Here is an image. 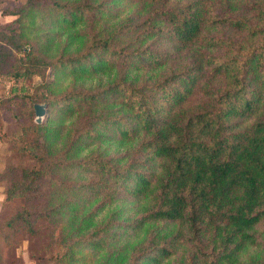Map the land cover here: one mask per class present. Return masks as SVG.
<instances>
[{
  "label": "trees",
  "instance_id": "1",
  "mask_svg": "<svg viewBox=\"0 0 264 264\" xmlns=\"http://www.w3.org/2000/svg\"><path fill=\"white\" fill-rule=\"evenodd\" d=\"M55 1L66 36L58 58L36 55L19 28L1 26L0 63L10 68L0 78L32 108L57 102L61 125L81 105L90 115L80 130L31 122L8 141L39 166L5 169L4 201H23L5 226L35 237L37 221L50 223L56 264H264V0L253 20L216 13L215 0H127L142 5L143 24L112 26L86 47L74 32L82 8ZM107 9L99 17L115 20ZM124 29L134 33L127 52L114 41ZM224 29L235 34L214 35ZM49 69L98 88L57 98ZM98 198L130 200L131 219L122 222L121 209L96 222ZM124 231L136 241L120 242Z\"/></svg>",
  "mask_w": 264,
  "mask_h": 264
},
{
  "label": "rangeland",
  "instance_id": "2",
  "mask_svg": "<svg viewBox=\"0 0 264 264\" xmlns=\"http://www.w3.org/2000/svg\"><path fill=\"white\" fill-rule=\"evenodd\" d=\"M28 1L29 0H0V27L11 25L8 27L9 30L5 31L7 34H9L10 30L19 32V28L20 31L25 34L23 40H26V45L29 44V49L33 48L36 55L45 57L46 59L48 58L49 60L58 58L61 50L65 46L64 39H66V36H62L57 30L55 19L58 11L52 8V2H54V0H40L38 3H34V5L29 4ZM257 1L259 0H215L213 5L216 7V13L221 15L228 14L231 17L245 16L253 20L255 14L254 5ZM55 2H59L66 7L78 6L82 8V19L76 24L74 29V32H78L77 35H80L83 39L82 47L88 45L86 41L90 43L93 38H96L95 40L102 38L103 35L101 34H105L106 31L108 32L109 28L112 26L128 22L131 23L132 26L137 25L139 27L140 24H143L142 21L146 19V15L144 14L145 11L139 12L142 5L137 6L134 2H129L127 0H118L116 3L107 5L109 6V10L105 5V2H108V0H58ZM106 9L108 12L111 11L114 14L115 20L99 17L100 12L106 11ZM17 20L19 21L17 22ZM138 27L135 28V32H138ZM234 34V32L227 29L214 32V35H223L224 37L233 36ZM133 35V32L127 34V30L124 29L121 34L115 37L114 41L117 42L121 50L127 52L130 50L128 44H132ZM236 35L237 36L234 37L235 39L241 38L239 34ZM159 48L164 52L167 50V45L162 43ZM24 49H26V46ZM175 57L176 56L172 55L168 58L173 60ZM10 62H12V60ZM174 63H176V61H174ZM0 67L5 70V73L10 68L6 63H0ZM61 71L62 70H60V72ZM63 71L66 72L65 70ZM45 77V82L52 83L50 86L52 96L57 98L62 97L66 92L76 91L78 89L82 90L87 88L94 90L98 88L93 81L87 82L85 87L81 89L77 84L66 81L62 74H59L58 77L55 78L52 69L46 72ZM41 82L39 78L35 77L32 80V85L38 86ZM23 84L27 86V82ZM9 86L10 81L7 80L6 77H1L0 105L2 103L1 100L6 101V103L4 106L0 107V264H56L57 256L54 254L55 249L53 248L52 251L51 249L49 250L50 241L48 240V235L51 227L50 223L47 224V222L43 220L37 221L34 227L38 229V235L35 237H31L23 229L13 230L5 226V223L10 217L23 205L22 199L19 200L18 198L6 202L4 201V191L6 190L7 183L2 179H5L3 176L5 169L7 167L30 169L39 166L38 162L28 154L16 152L10 147V143L8 142L16 136H19L21 131L27 127L28 123H35L32 104L27 101V99L9 94ZM35 94L41 96V94H46V92L44 89H40ZM9 100H11V102H9ZM44 103L46 104L47 113L41 120V125L43 126L50 125L51 128L60 126L63 130L62 132H65L71 129L80 130L88 124L87 115H90V113L87 111V105H81V113L78 115L76 114L72 120H63L61 125L59 123L61 119L57 118L61 113L59 109L60 105L50 100ZM33 136H35V134L31 135V137ZM66 176L67 178L64 180L71 182L70 179L73 180L77 175L75 172H69ZM56 178L57 175L55 177L54 174V180L51 186L46 185V188L55 191L58 187L56 185H58L59 182L58 179L56 181ZM58 178H60V175ZM90 199H93V197H90ZM88 200L89 198L84 202ZM134 207L135 206L130 200L120 199L113 202L112 200H102L98 198L91 210L94 212L97 211L95 221L102 224L109 216L119 215L121 209L122 222L130 220ZM100 208L101 210L98 211ZM58 218L59 217H57V220ZM258 231L264 241V222L259 225ZM120 239V242L124 241V244L128 245L136 238H133V233L124 231Z\"/></svg>",
  "mask_w": 264,
  "mask_h": 264
},
{
  "label": "water",
  "instance_id": "3",
  "mask_svg": "<svg viewBox=\"0 0 264 264\" xmlns=\"http://www.w3.org/2000/svg\"><path fill=\"white\" fill-rule=\"evenodd\" d=\"M34 115H35V123L40 124L42 118L46 115V105L44 104H37L34 105Z\"/></svg>",
  "mask_w": 264,
  "mask_h": 264
}]
</instances>
